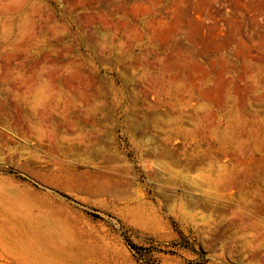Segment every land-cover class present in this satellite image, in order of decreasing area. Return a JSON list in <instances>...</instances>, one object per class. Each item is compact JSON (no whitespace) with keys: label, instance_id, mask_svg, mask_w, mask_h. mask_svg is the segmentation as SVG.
<instances>
[{"label":"rangeland","instance_id":"rangeland-1","mask_svg":"<svg viewBox=\"0 0 264 264\" xmlns=\"http://www.w3.org/2000/svg\"><path fill=\"white\" fill-rule=\"evenodd\" d=\"M119 1L0 0V178L52 264H264V0ZM45 108L74 142L15 128Z\"/></svg>","mask_w":264,"mask_h":264},{"label":"bare ground","instance_id":"bare-ground-1","mask_svg":"<svg viewBox=\"0 0 264 264\" xmlns=\"http://www.w3.org/2000/svg\"><path fill=\"white\" fill-rule=\"evenodd\" d=\"M128 1L120 0L114 8L126 13ZM112 10L111 4L110 12ZM98 16L102 17L103 14ZM44 97V94H36L35 99L39 101ZM46 109L38 122L20 119L15 128L24 130L27 138L37 141L48 143L49 139H61L74 142L77 139L74 134L66 135L50 128L51 113ZM43 130H50L47 134L49 138L42 135ZM56 166L66 171L68 180L78 175L76 163L65 164L60 161ZM66 174L61 175L65 177ZM43 196L21 188L9 179L0 178V264H52L50 259L57 253L56 245L62 246L68 242L71 236L69 224L61 217L60 210Z\"/></svg>","mask_w":264,"mask_h":264}]
</instances>
